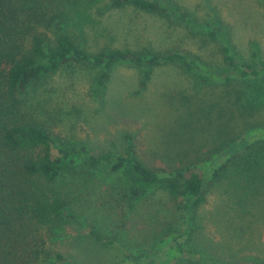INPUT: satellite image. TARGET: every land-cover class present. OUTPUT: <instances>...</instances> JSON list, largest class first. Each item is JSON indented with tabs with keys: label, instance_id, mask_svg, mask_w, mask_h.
Instances as JSON below:
<instances>
[{
	"label": "rangeland",
	"instance_id": "1",
	"mask_svg": "<svg viewBox=\"0 0 264 264\" xmlns=\"http://www.w3.org/2000/svg\"><path fill=\"white\" fill-rule=\"evenodd\" d=\"M109 1L97 0L72 14L71 33L91 51L179 49L215 73H234L223 59L220 40L225 38L238 61L264 64V0H157L188 14L196 26L131 4L110 8ZM204 25L217 37L205 32ZM145 69V64L116 62L101 97L95 86L100 67L66 65L49 79V104L43 109L60 120L57 131L73 143L87 144L94 154L123 151L125 134H131L139 156L152 168L201 162L228 139L264 125V75L222 84L177 61L153 65L141 87ZM225 174L206 188L184 258L200 264H264V186L243 200L234 184L235 170ZM122 179L101 168L89 182L76 180L78 218L52 241L72 264H118L128 255L147 253L165 227L153 219L177 218L168 193L160 189L151 190L133 208L118 206L113 198ZM92 229L118 244L96 241L89 235Z\"/></svg>",
	"mask_w": 264,
	"mask_h": 264
},
{
	"label": "trees",
	"instance_id": "2",
	"mask_svg": "<svg viewBox=\"0 0 264 264\" xmlns=\"http://www.w3.org/2000/svg\"><path fill=\"white\" fill-rule=\"evenodd\" d=\"M96 1L0 0V264H72L52 241L58 230L78 218L76 180L89 182L101 168L108 175L124 178L118 196L113 198L118 206L133 208L151 190L160 189L168 193L178 213L175 220L167 221L166 215L162 220L154 218L156 225L165 227L150 243L151 251L128 255L118 264H200L184 256L198 209L206 200V188L232 168L243 200L259 192L264 186V125H253L242 137L228 139L201 162L152 168L139 156L131 134H125L123 151L99 154L87 144H76L63 136L56 130L58 117L43 109L49 104L47 84L72 63L101 68L95 80L101 97L116 62L145 64L141 87L146 86L153 65L185 61L196 70H204L211 80L227 84L235 78L260 79L264 64L238 61L225 38L220 40L223 59L234 73H215L179 49L91 51L71 33L70 26L73 12L85 11ZM125 4L197 25L188 14L157 0H110L108 6ZM202 29L217 37L212 27L204 25ZM243 148H250L249 153L239 154ZM89 235L101 243L118 244L96 229Z\"/></svg>",
	"mask_w": 264,
	"mask_h": 264
}]
</instances>
